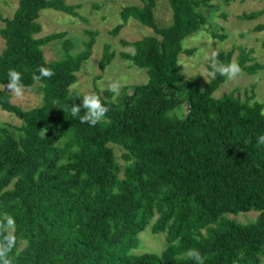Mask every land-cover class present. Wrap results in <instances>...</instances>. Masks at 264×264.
Returning <instances> with one entry per match:
<instances>
[{
  "label": "trees",
  "instance_id": "16d2710c",
  "mask_svg": "<svg viewBox=\"0 0 264 264\" xmlns=\"http://www.w3.org/2000/svg\"><path fill=\"white\" fill-rule=\"evenodd\" d=\"M156 1L140 0L118 12L113 34L127 20L151 30L119 40L129 51L118 56L143 69L145 81L123 85L118 94L95 91L109 108L95 126L80 122L83 108L71 115V106L82 103L69 86L96 32L84 30L78 52L63 32L36 36L41 10L84 22L74 6L16 0L2 20L0 84H7L12 68L21 72L25 88L39 92L38 103L23 109L0 90V111L19 122L16 134L0 126V218L7 213L15 219L12 264H195L189 249H198L205 264H264V145L257 146L264 134L262 107L250 101L252 93L243 100L231 92L214 97L226 78L219 74L200 84L197 76L178 73L182 41L204 27L199 8L208 0H166L170 22L164 26L154 21ZM254 29L263 30L264 23ZM55 40L62 52L46 61L41 46ZM217 53L221 62H231L230 51ZM250 54L238 49L235 57L246 74L264 67ZM112 56L104 44L99 66ZM40 66L54 75L33 80ZM248 211L257 214L244 223L226 217ZM152 218L150 231L165 233V247L158 254H128Z\"/></svg>",
  "mask_w": 264,
  "mask_h": 264
},
{
  "label": "rangeland",
  "instance_id": "374dc122",
  "mask_svg": "<svg viewBox=\"0 0 264 264\" xmlns=\"http://www.w3.org/2000/svg\"><path fill=\"white\" fill-rule=\"evenodd\" d=\"M74 6L75 11L85 20L68 16L61 12L52 10H41L37 21L41 31L37 37L63 32L65 38L72 44V52H78L82 48V42L86 39L84 30L96 32L91 52L82 63L76 73V80L69 86V90L76 93L82 103V95L101 92L108 89L111 82H119L123 85L138 84L145 81L143 69L130 65L127 61L118 56L119 52L129 51L119 44V40L132 41L144 35H150L151 30L133 20H127L121 28L113 34L112 29L118 23V12L125 5H141L140 0H63ZM16 5V0H0V27L2 20L9 18ZM264 7V0H208L207 6L199 8L205 16V25L195 31L182 41V52L177 56L178 73L183 78L197 76L199 83L206 82L209 77L206 75L210 56L216 52H231V61L235 60L238 49H250V56L254 61L264 66V29L255 30L254 26L264 23V10L257 17L252 19L238 18L242 13H249L261 10ZM154 21L158 26L167 25L170 22V11L166 0H157L153 9ZM224 34V38L209 39L208 33ZM106 44L113 52L110 61L104 66H99L102 47ZM3 47L0 38V49ZM44 60L56 59L61 54L60 40L48 42L41 46ZM2 85V84H0ZM10 95V100L20 108H29L39 101V92L36 87L25 88L24 99L17 100L10 91L4 90ZM233 93L243 100L245 96L252 93L250 101L259 103L264 113V67L252 74L242 75L237 79L229 81L227 78L215 89L214 97L226 93ZM183 109L178 113L181 114ZM18 120L11 114L0 111V126H5L13 134L17 131ZM116 157L119 156L118 148L113 147ZM122 165L123 161L118 160ZM256 212L248 211L236 215L228 214L226 217L237 222H247L254 219ZM152 218L145 228L137 233V245L129 250L128 254L138 255L144 252L158 254L165 247V233H152L150 225ZM259 264H263L261 260Z\"/></svg>",
  "mask_w": 264,
  "mask_h": 264
},
{
  "label": "clouds",
  "instance_id": "9594fccd",
  "mask_svg": "<svg viewBox=\"0 0 264 264\" xmlns=\"http://www.w3.org/2000/svg\"><path fill=\"white\" fill-rule=\"evenodd\" d=\"M211 39V37H209ZM218 53L212 51L210 56H206V59L210 61L209 68L206 70V75L209 78H215L217 74L226 77L227 80L232 81L242 75V68L235 60L225 64L218 58ZM39 75H33V80L39 81L41 78H51L54 75L52 69L40 66L37 69ZM8 82L7 84L0 85V90L7 88L10 93L17 99L22 101L24 99L25 86L21 82V72L10 68L7 72ZM120 89L119 82H111L108 85V90L114 94H118ZM82 105H73L70 108V113L73 117L79 116L81 108H83L84 114L79 116L81 123H87L90 126H95L102 122L109 111V108L102 103L99 95L95 93H89L82 95ZM264 145V134L257 137V146ZM15 219L5 213L0 218V264H12L9 254L16 243V237L14 235ZM187 257L195 262V264H205V257L200 253L198 249H189L186 253Z\"/></svg>",
  "mask_w": 264,
  "mask_h": 264
}]
</instances>
